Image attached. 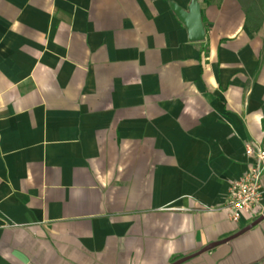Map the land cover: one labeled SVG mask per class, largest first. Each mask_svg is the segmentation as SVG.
<instances>
[{
    "label": "crops",
    "instance_id": "obj_1",
    "mask_svg": "<svg viewBox=\"0 0 264 264\" xmlns=\"http://www.w3.org/2000/svg\"><path fill=\"white\" fill-rule=\"evenodd\" d=\"M248 140L264 0H0V264H264Z\"/></svg>",
    "mask_w": 264,
    "mask_h": 264
},
{
    "label": "built area",
    "instance_id": "obj_2",
    "mask_svg": "<svg viewBox=\"0 0 264 264\" xmlns=\"http://www.w3.org/2000/svg\"><path fill=\"white\" fill-rule=\"evenodd\" d=\"M245 153L249 159L248 167L230 183L227 191L226 207L234 221L246 212L255 217L264 215V147L248 140Z\"/></svg>",
    "mask_w": 264,
    "mask_h": 264
},
{
    "label": "water",
    "instance_id": "obj_3",
    "mask_svg": "<svg viewBox=\"0 0 264 264\" xmlns=\"http://www.w3.org/2000/svg\"><path fill=\"white\" fill-rule=\"evenodd\" d=\"M173 7H174L176 13L178 14V16L180 17V19L188 26V28L190 30L191 39L193 41H202L205 37V30H204V25H203V22L201 19V12H200L199 4L194 2L188 10H184L177 5H174ZM263 219H264V215L261 216L253 225L258 224ZM249 228H251V226L246 228V230H248ZM246 230H244V231H246ZM227 241H229V239L223 240L221 242H215L213 244L206 246L202 251H208L211 248L219 245L220 243H224ZM184 259H186V258H184ZM184 259H181L177 262H174L173 264H179L182 261H184Z\"/></svg>",
    "mask_w": 264,
    "mask_h": 264
}]
</instances>
